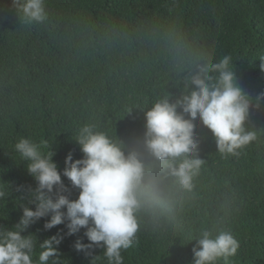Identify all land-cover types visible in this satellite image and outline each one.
Instances as JSON below:
<instances>
[{
  "label": "trees",
  "instance_id": "1",
  "mask_svg": "<svg viewBox=\"0 0 264 264\" xmlns=\"http://www.w3.org/2000/svg\"><path fill=\"white\" fill-rule=\"evenodd\" d=\"M44 9L42 23H28L13 0H0V228L16 225L24 207L34 210L36 181L15 143L28 138L51 151L64 194L74 200L79 189L62 174L65 156L83 157L76 135L91 125L125 154L139 153L154 198L135 213L139 227L123 264H192L195 237L205 229H226L238 240L227 264H264V96L257 100L264 93V0H44ZM225 54L250 101L244 126L256 139L238 155H222L194 120L203 163L185 190L143 147L144 113L191 91L192 75ZM208 75L214 83L218 73ZM51 215L21 232L36 238L35 264L39 243L56 233L63 236L60 264H108L103 248L74 247L89 243L84 228L45 230Z\"/></svg>",
  "mask_w": 264,
  "mask_h": 264
},
{
  "label": "clouds",
  "instance_id": "2",
  "mask_svg": "<svg viewBox=\"0 0 264 264\" xmlns=\"http://www.w3.org/2000/svg\"><path fill=\"white\" fill-rule=\"evenodd\" d=\"M13 4L28 23H42L46 19L44 0H13ZM231 60L225 54L219 62L201 67L191 77V84L195 85L191 91L173 102L168 98L159 100L144 113L143 147L185 190L193 188V178L203 163L197 155L194 120L199 119L211 131L222 155H238L239 149L256 139V133L244 126L250 101L235 83ZM261 61L264 71V56ZM209 72L218 73L214 83ZM261 96L264 93L257 100ZM76 141L83 157L73 159L68 153L62 170L71 186L79 189L74 200L64 194L68 188L51 159V151L45 154L40 144L28 138L22 137L15 143V150L27 161V171L36 181V187L29 189L32 196L29 203L34 205V210L24 207L16 225L0 228V264H35L32 257L36 238L21 232L49 212L52 215L44 223L45 230L64 223L67 234L71 235L84 228L89 243L77 241L74 244L77 250L103 248L108 264H123L121 253L132 246L139 227L135 213L143 204L151 207L154 203L144 184L146 166L136 150L125 154L122 144L113 143L91 125L79 129ZM4 196L0 192V198ZM62 240L63 236L56 233L39 243L42 250L39 264H60L56 246ZM195 240L192 264H220L221 261L227 264L239 248L238 240L226 229L202 230Z\"/></svg>",
  "mask_w": 264,
  "mask_h": 264
}]
</instances>
